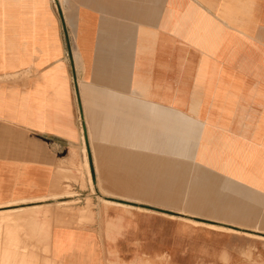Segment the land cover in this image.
<instances>
[{"label":"crops","instance_id":"1","mask_svg":"<svg viewBox=\"0 0 264 264\" xmlns=\"http://www.w3.org/2000/svg\"><path fill=\"white\" fill-rule=\"evenodd\" d=\"M93 179L56 264H264V0H0V209Z\"/></svg>","mask_w":264,"mask_h":264},{"label":"rangeland","instance_id":"2","mask_svg":"<svg viewBox=\"0 0 264 264\" xmlns=\"http://www.w3.org/2000/svg\"><path fill=\"white\" fill-rule=\"evenodd\" d=\"M192 171L191 163H183V177L180 178L183 195L169 194V198L173 197L176 201V197H178L181 200L179 203L190 198V193L185 194V192H190ZM138 174L140 173L137 172ZM98 181L99 192L101 193L96 189L95 179L88 180V185L83 180L81 184H79V180H72L74 184L78 185L77 190H75L74 185L68 184L63 187L58 196L50 197L46 202L0 209V264H56L50 260L45 247L46 236L51 228L58 225L72 226L76 224L83 226L94 224L96 209L99 205L105 204L103 200L128 199L127 195L102 194L103 191L109 190L107 187L113 186V183L118 185L120 180L100 179ZM137 182L141 184L147 182L148 185H151L149 179L137 180ZM78 189L84 193L80 195ZM137 190L140 191L141 189ZM171 190L174 191V189ZM131 197H135L136 201H141L143 198H158L159 196L136 194ZM39 200L44 201L47 198H40ZM184 207L186 208V206ZM184 213L189 212L185 210Z\"/></svg>","mask_w":264,"mask_h":264},{"label":"bare ground","instance_id":"3","mask_svg":"<svg viewBox=\"0 0 264 264\" xmlns=\"http://www.w3.org/2000/svg\"><path fill=\"white\" fill-rule=\"evenodd\" d=\"M88 166V165H87ZM63 204V203H62ZM60 205V204H59ZM57 206V205H56ZM19 210V209H18ZM83 216V215H82ZM189 221V220H188Z\"/></svg>","mask_w":264,"mask_h":264}]
</instances>
